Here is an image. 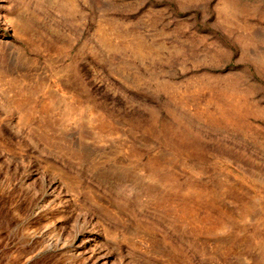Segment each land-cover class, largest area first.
Instances as JSON below:
<instances>
[{
    "label": "rangeland",
    "instance_id": "374dc122",
    "mask_svg": "<svg viewBox=\"0 0 264 264\" xmlns=\"http://www.w3.org/2000/svg\"><path fill=\"white\" fill-rule=\"evenodd\" d=\"M0 264H264V0H0Z\"/></svg>",
    "mask_w": 264,
    "mask_h": 264
},
{
    "label": "bare ground",
    "instance_id": "6f19581e",
    "mask_svg": "<svg viewBox=\"0 0 264 264\" xmlns=\"http://www.w3.org/2000/svg\"><path fill=\"white\" fill-rule=\"evenodd\" d=\"M4 19V18H3Z\"/></svg>",
    "mask_w": 264,
    "mask_h": 264
}]
</instances>
